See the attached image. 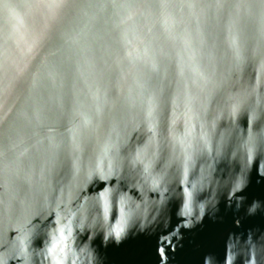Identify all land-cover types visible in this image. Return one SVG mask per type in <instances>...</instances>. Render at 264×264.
Segmentation results:
<instances>
[{"label":"water","instance_id":"95a60500","mask_svg":"<svg viewBox=\"0 0 264 264\" xmlns=\"http://www.w3.org/2000/svg\"><path fill=\"white\" fill-rule=\"evenodd\" d=\"M0 152V264H261L264 3L0 0Z\"/></svg>","mask_w":264,"mask_h":264},{"label":"snow or ice","instance_id":"6c2138e0","mask_svg":"<svg viewBox=\"0 0 264 264\" xmlns=\"http://www.w3.org/2000/svg\"><path fill=\"white\" fill-rule=\"evenodd\" d=\"M250 142H251V138H250ZM99 178L101 180H107L108 179V176L107 175H102ZM87 179H91V175H89L87 177ZM113 183H115V181H113ZM100 187L101 188H104V185L101 184ZM239 187H240V185L237 184L236 185V188L234 189V192H235L236 195H239ZM107 197H108V191L107 190L100 191L98 193V196L96 197L97 201H104L105 211L107 210ZM230 222L235 223L236 221H235V219H232ZM122 223H123V221H122ZM122 231H123L122 228H117L115 230V235H116L117 238L120 237ZM66 239H67V237L64 236V231H63V229H61L60 230V242H63ZM164 243L165 244H168V246L171 247V242L170 241L165 240ZM55 247H56V245H53V248H55ZM49 251H52V249H49ZM157 252H158L160 258L163 260L165 258V256H166V249H165V247L159 246L157 248ZM224 259H225V264H227V248L225 249V257H224ZM249 259L251 260V257H249ZM258 259L261 261V264H264V251H261L258 254ZM58 264H62V262H58Z\"/></svg>","mask_w":264,"mask_h":264},{"label":"clouds","instance_id":"9594fccd","mask_svg":"<svg viewBox=\"0 0 264 264\" xmlns=\"http://www.w3.org/2000/svg\"><path fill=\"white\" fill-rule=\"evenodd\" d=\"M261 3H264V0H261ZM3 153L0 152V156H2ZM48 197L47 195L42 194L39 200V204L41 208L46 209L48 207ZM56 208H59V204L56 205Z\"/></svg>","mask_w":264,"mask_h":264}]
</instances>
